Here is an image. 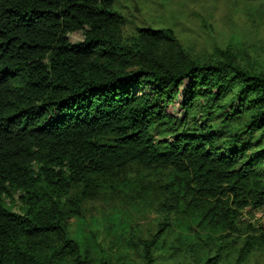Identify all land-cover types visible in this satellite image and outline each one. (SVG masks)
Returning <instances> with one entry per match:
<instances>
[{
  "label": "trees",
  "instance_id": "1",
  "mask_svg": "<svg viewBox=\"0 0 264 264\" xmlns=\"http://www.w3.org/2000/svg\"><path fill=\"white\" fill-rule=\"evenodd\" d=\"M128 24L116 0H0V264L264 250L245 217L264 213V64L241 42L193 56L171 28ZM103 199L132 211L123 236L87 220Z\"/></svg>",
  "mask_w": 264,
  "mask_h": 264
},
{
  "label": "rangeland",
  "instance_id": "2",
  "mask_svg": "<svg viewBox=\"0 0 264 264\" xmlns=\"http://www.w3.org/2000/svg\"><path fill=\"white\" fill-rule=\"evenodd\" d=\"M124 10L129 24L124 28L126 36H132L138 27L171 28L184 47L193 56L208 57L217 48L241 42V50L251 61L264 64V5L255 8L249 0H116ZM254 9L251 10V7ZM83 34L70 35L72 42H79ZM170 112L181 116L178 105L170 107ZM117 203L108 200L90 202L86 206L87 220L95 221L98 230H110L113 234H124L129 227L130 210L120 209ZM252 222L264 227V213L246 214ZM159 215L154 211L143 220H138L140 233L148 237L158 227ZM73 230L78 222H71ZM123 236V235H122ZM110 238V237H109ZM109 245V240L104 241ZM229 258L222 264H235L238 250H230ZM115 254V253H114ZM116 255V254H115ZM158 264H195L191 255H182L177 260H167L161 255ZM112 264H143L133 251L128 256L115 257ZM244 264H264V250L256 251Z\"/></svg>",
  "mask_w": 264,
  "mask_h": 264
}]
</instances>
